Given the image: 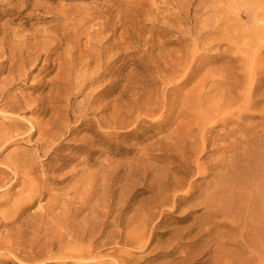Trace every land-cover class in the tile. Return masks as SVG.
I'll return each mask as SVG.
<instances>
[{"label":"rangeland","instance_id":"374dc122","mask_svg":"<svg viewBox=\"0 0 264 264\" xmlns=\"http://www.w3.org/2000/svg\"><path fill=\"white\" fill-rule=\"evenodd\" d=\"M250 10L256 13V22L264 24L263 0H0V92L5 91L0 93V264H264V241L257 245L246 233L242 237L240 226L230 227L236 216L237 221L246 220L243 204L264 194V180L259 188L255 182L260 178L259 160L242 162L245 172L242 168L240 178H234L239 186L230 192L231 207L226 206V211L234 212L220 228L201 227L206 209L196 205L202 199L198 190L177 209L172 204L160 206L143 245L120 241L114 215L102 236L92 238L89 233L81 239L79 235L89 222L107 219L97 217L96 209L107 208L109 195H113L112 208L119 206L120 198L132 195L135 207H147L156 195L154 182L182 170L177 147L185 153L192 144L176 136L183 124L194 121L192 115L184 118L180 113L185 98L202 79L206 91L216 86L213 73L220 72L240 48L251 49L242 47V42L262 35L253 31L255 15ZM168 22L175 28L164 38ZM201 41L220 44L204 48ZM161 44L173 49L174 74H169L171 62H161ZM47 48L52 53L50 67L44 66ZM184 55L190 63L180 68ZM22 61L26 66L16 67ZM156 62L167 71L156 72ZM60 66L64 73L59 77ZM263 75H258V85ZM140 108L138 127L136 114L131 123L121 125ZM39 126L48 136L59 131L58 137L47 138V145L40 147ZM233 127L237 124L228 128L220 124L210 137ZM203 133V127L192 129L197 145ZM235 135L240 134L233 132L220 145L236 140ZM252 135L260 140L264 126L244 137ZM85 139L91 144L80 153L79 140ZM240 145L235 149L238 154L243 150ZM91 148L94 154L88 156ZM221 154L209 145L203 156H212L215 162ZM192 170L193 176L186 179L196 180L205 193L216 180L213 173L222 172L214 167L207 170L208 176H199L194 166ZM87 177L94 188L75 195L72 186ZM78 186L85 188L82 183ZM188 188H178L176 196L188 197ZM133 213L128 210L125 217ZM112 234L115 237L108 238ZM91 238L98 248L89 256L74 255L75 245L88 246Z\"/></svg>","mask_w":264,"mask_h":264},{"label":"bare ground","instance_id":"6f19581e","mask_svg":"<svg viewBox=\"0 0 264 264\" xmlns=\"http://www.w3.org/2000/svg\"><path fill=\"white\" fill-rule=\"evenodd\" d=\"M249 9H251V8H249ZM262 9L263 8H261L259 10L262 11ZM247 10L248 9H246V11ZM94 13H96V12H94ZM248 13L255 15L253 17L254 18V24L252 25L253 31L255 33H261L262 35L256 39L249 41V42H242V44H243L242 47L245 45V46H249L251 49L240 48V50L237 51V49L239 47L237 48V46H236L237 49L236 48L235 49L237 52H235V56L227 59L226 66H225V62H224V64H223L224 67L222 68V70L220 72L218 69H217L218 72H216L217 71L216 69H213L216 71H215V73H213L212 77H216V79L215 78L211 79V77H210V79H211L210 81H213L215 79L214 83H216V86L211 84L212 85L211 89H208V91H206V83L207 82L206 83L201 82L203 80L202 79L200 81L201 83L199 82L195 86V88L190 90L189 93L187 94L186 98H185V102L183 105L184 106L183 108L185 110H183L180 113L185 116L184 118H186V116L188 114L192 115V117L194 118L193 119L194 121L191 122V120H189L185 124H183V122H182V124H183L182 128L178 126V132H179V128H181L180 133H178L177 136L175 135L179 139V141L182 140V141H184L185 144L186 143L192 144V147L189 150H187L185 153L182 152V150L180 149L181 146L177 147L178 152L181 153L180 155H182L181 159L179 160L180 166H182V170L180 169L178 171H175V174L170 175L168 180L166 179L167 176H165L162 179L159 178L157 181L154 182V183H158L157 185H155L156 195L151 197V200L147 204L148 205L147 207H144V206L143 207H140V206L135 207L134 206L135 203L131 200L133 198V195L131 194L132 196L127 197V199L120 198L119 201H117L118 202L117 205H119V206L112 208V201H113L112 197H113V195H109L110 200L108 201L107 205L105 204L107 206V208L103 209V210H97L96 209L97 217L101 215L103 218H107V219L106 220H102V219L101 220H94L93 222H89L87 226L83 227V230L81 232L79 230V232H80L79 235H81V239L82 238L86 239L85 235L88 236L89 233L92 234L91 235L92 238H95V236H97V235L102 236L105 233V228L107 226V223L109 222L108 221L109 216L114 215L113 222H114V224L117 227V230L119 232L118 237H119L120 241H123V243H125V244H132L134 246L143 245L146 243L145 235L147 234L148 226H149L150 221L154 215V212L160 206L167 205V204H172V207L177 209L182 203L187 201V198H190V196H193L195 194V192L198 190L201 191V194L199 196L202 197V199L200 201H198V203H196V205L197 206H203L206 209V217L202 220L201 227L203 228L205 226H213L215 229L220 228L222 226V224L224 223L225 219L231 215L230 213L234 212V210H229V209H228L229 211H226V206H227V208L231 207V203L228 199H230V196L233 193H230V192L234 191L239 186V184L236 185L233 180L235 177L236 178L238 177V179L240 178V173L242 171V168L244 167L242 165L243 164L242 162L246 163V162L252 161L253 164H255L254 161H258V160L260 161L261 164L260 163L259 164H260L261 168L259 169V174L257 173L260 176V178L258 177L257 178L258 180L257 181L255 180V182L257 183L258 188L261 186V184H262L261 182H263V180H264V136H262L260 140H257V137L255 136L256 137L255 138L253 135L249 136V137H244V136L246 134L249 135V133L254 134V132H256L258 130L259 126H261V125L264 126V90L261 91L262 89H264L263 88L264 75L261 77V81H262L261 84L260 85L257 84L258 75L260 76L261 74L264 73V42L261 43V41L264 40V36H263L264 35V24L261 25V24H258L256 22V20H257L256 13L251 12V10ZM99 15H96V17L97 16L99 17ZM253 15H251L250 17H252ZM74 16L75 15H72L69 18H74ZM94 17L95 16L93 15V18ZM100 17H102V15ZM203 23L206 24L205 22H203ZM229 23L231 24V22H229ZM168 25L169 26L166 27L167 33L164 34L165 35L164 38H166L167 34L170 35L173 32V28H175L174 25H170V23ZM42 33L40 31V34L42 36L46 35V33H43V34ZM35 36L36 35H34V37ZM69 37H70V35H69ZM199 39H198V41H197V38L195 39L197 41L196 46H198V45L200 46V40ZM217 40L218 39L216 38V42H217ZM227 40H228V38H227ZM229 40L231 41L230 43H232L233 39L229 38ZM216 42L214 41L210 44H207L204 41H201V45H202V47L205 48V45L206 46H212L215 44L216 45L220 44V42H218V43H216ZM2 43H4V42H2ZM193 45H195V44H193ZM236 45H239L238 42H236ZM162 46H163V48H162ZM239 46H241V45H239ZM160 47L162 49L160 54L163 56V59L161 62L162 63H165V62L170 63L171 62L170 65H173V66H171L168 70L170 71L169 74H174L177 70L175 69L176 66H174V59L172 57V53H174L172 51L173 49L169 50L165 45H162V44ZM198 48H200V47H198ZM5 49H4V51H5ZM195 50H196V48H195ZM201 50H199V51L202 52ZM4 51L2 53H4ZM5 52H7V50ZM45 52H46L45 53L46 58L44 59L45 60L44 66L50 67L49 62H50V58H51L52 53L50 50H48V48L45 50ZM185 55H184V59L182 56V59H180L181 63L178 64V66L180 68H184L185 66L187 67L190 63V62L188 63L187 60H185ZM193 55H194V51H193ZM38 56H40V55H38ZM167 56H168V59H166ZM210 57H212V56H210ZM187 58L188 57L186 56V59ZM13 61H15V60H13ZM10 65H11V67H13L12 62L10 63ZM25 66L26 65H24L23 61H22V63H20V66L16 65V67H18L20 69H23ZM18 68H16V70H18ZM156 68L158 69L156 72H159V74H162L163 71L165 72V70H166V69H163V70L160 69L157 62H156ZM219 69H220V67H219ZM61 72H62V66H60V71L58 72L59 77L62 76V74L64 73V71L62 73ZM165 75H167V74L165 73ZM160 78H162V77H160ZM204 78H208V75H206V77L204 76ZM186 84H188L187 81L183 85H186ZM247 84H248V86H247ZM207 87H208V85H207ZM3 92L5 93V91H2V93ZM151 94H153V93H151ZM155 95L156 94H154L153 97ZM0 96H2V95H0ZM2 98H3V96H2ZM142 109L140 108V109L135 110V112H132L130 117L125 119V121L122 122L121 125H123L127 122L131 123L132 120H134L133 117L135 116V114L138 115V118H136V121H135L136 125H137L141 121L139 117H140ZM105 122H106V125L110 126L109 118H107ZM232 123H236L237 127H235V128L233 127V129L232 128L227 129V131L225 130L223 133H220L218 135H214L215 137L211 138L212 136L210 134H212L214 132V130H215V129L213 130L214 127L216 128V126L218 127L221 124L225 128H228L229 124H232ZM112 125L116 126V123L113 122ZM208 125H210V126H208ZM138 126L139 125H137V127ZM202 127L204 128V133L201 136V145H197L196 139H195L194 135L192 134V129H194V128L199 129ZM38 131H39L38 144L40 147L47 145V143L50 141V140H48L49 137H50V139L53 138V141H55V138L58 137V134H59V131H57V132L52 131L50 136H48V133L44 132L40 126L38 128ZM233 132L235 134H237V133L240 134L239 136L237 135L238 137L235 135L236 140H234V141L230 140V142L228 144L220 145L219 142L229 140L228 138L230 137V135ZM176 137H174V138H176ZM88 140H90V139H85V141L79 140V142H81V144L79 145V147H80L79 152L80 153L86 152L84 147L86 145L88 146V144L90 143V141H88ZM93 140H91V141H93ZM250 143L254 144L255 147L254 148L251 147L250 149H247L245 146H248ZM185 144L184 145L182 144L183 145L182 148L185 146ZM239 144H241L243 146V150H241L242 149L241 148L240 150L242 152L240 151L241 153L238 154L235 152V149L238 147ZM209 145H211L212 149H214L215 152H217V151L222 152V154L219 157L215 158V162H213L214 159L211 160L212 156L205 157V158L203 156L204 152L209 147ZM250 146H252V145H250ZM59 148H60V146L57 149H59ZM92 148H91V150H92ZM257 150H259V153L261 151L262 154H259L257 152ZM188 153H190V155H188ZM93 154H94V151L92 150L88 156H91ZM202 159H203V162H202ZM110 164H111V161H110ZM108 165L109 164H107L105 167H107ZM144 165H145V163H144ZM192 166H194L197 169V171L199 172L198 174H200L199 176H208L209 173L207 170L214 168V167H220L222 169V172H220V173H218V172L213 173V175H215L216 180L212 181L213 182L212 185L208 184L206 186V189H208L207 193H205L201 189V185L198 182H196V180L191 179L190 181H188V179H186L187 177H189V176L191 177L194 174V171L192 170ZM245 169L246 168H243V172H245ZM131 173L134 174L133 172H131ZM89 177H91V176H89ZM78 183H82V186L85 188L84 189L80 188L78 186ZM252 184H253V182L251 181V185ZM94 185H95L94 181L91 178L87 177V180H84V178H80L78 181H76V183L72 186V188H71V186H70V188L73 190L74 194L77 195L79 193H85V192H87V190L89 191L90 187L93 189ZM185 185L189 186V188L187 189L188 191L186 190L188 192L187 194H189V195H187L188 197L176 196V192H177L178 188L184 187ZM27 188H28V185L23 184L22 189L27 190ZM101 190L103 191V193L105 192L104 187H102ZM260 190H262V189H260ZM263 190H264V188H263ZM169 191H172V194H169L168 193ZM259 194L261 195V198L264 199V194H262L261 192ZM259 194L256 196V199L249 200L248 204L245 203L241 207L242 211L245 213L244 216H246V220L244 221L243 219H241L242 218L241 217L240 218L241 221L240 220L237 221V219L239 217L236 216L235 221H233L232 224L230 225V227H232V228H236V226H240V229H241L240 233H242V237L244 238V236L247 234V237H250L251 239L250 238L249 239L254 241V242L256 241L257 245L260 244L261 241H264V232H263V230H261L264 227V208H262L263 206L260 203L261 198H260ZM89 196L90 195H88V197ZM122 197H123V195H122ZM252 200L254 201V204H252L253 203ZM72 201H74V200H72ZM263 203H264V201H263ZM103 204H104V202H102V205ZM65 207H66V205H65ZM128 210H134V213L129 217H125ZM223 216H225V217H223ZM219 217H223L224 219L218 220ZM250 226H253V228H251V232L253 235L250 234V232H249ZM207 230H209V228H207ZM220 230H217V231H220ZM78 233H76V234L78 235ZM79 235H78V237H79ZM220 236L222 238L225 237V235L222 236V234H220ZM113 237H115L114 234H112L108 238H113ZM237 237H239V236L237 235ZM75 238H77V237L75 236ZM92 238L90 239V242H89L90 244L88 246H87V244L85 246L75 245V247L78 246V248H77L78 252H77V254H74V255L82 256V257L91 255L93 253V251H95V248H98V245L95 244V243H97L96 240L92 239ZM243 238H241L242 239L241 241H243V243H244ZM245 238H246V236H245ZM149 239H150V237L147 240L149 241ZM218 239H219L218 242H220L219 245L223 246L222 244L224 243V240H221L220 237H218ZM247 239L245 242H248ZM252 241H251V243H252ZM108 242H110L109 239H108ZM104 243H105V241H104ZM105 244H107V242ZM101 245L103 246L104 244H101ZM258 247H262V246H258ZM263 249H264V245H263Z\"/></svg>","mask_w":264,"mask_h":264}]
</instances>
